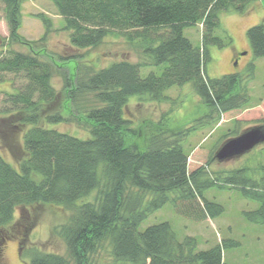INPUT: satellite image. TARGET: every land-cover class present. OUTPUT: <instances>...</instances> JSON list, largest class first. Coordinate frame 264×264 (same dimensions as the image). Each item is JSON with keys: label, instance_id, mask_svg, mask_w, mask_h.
Wrapping results in <instances>:
<instances>
[{"label": "trees", "instance_id": "trees-1", "mask_svg": "<svg viewBox=\"0 0 264 264\" xmlns=\"http://www.w3.org/2000/svg\"><path fill=\"white\" fill-rule=\"evenodd\" d=\"M256 1L52 0L72 48H97L115 31L131 43L138 41L146 61L123 60L101 69L81 63L72 74L60 70L61 63L84 59V54L53 55L63 82L58 91L52 84L54 64L38 57L45 47L38 46L37 54L32 44V53L0 52V83L9 80L15 90H0V136H15L22 146L17 165L0 154V242L14 237L9 230L17 208L57 205L71 212L69 224L59 230L68 253L27 249L23 237L20 248L29 264H101L105 246L113 264H234L223 253L238 246L236 241L201 250L196 237L180 241L168 222L141 226L169 203L195 221L218 218L224 207L206 196L214 187L235 188L257 201L259 207L244 215L264 225L263 177L255 179L253 170L241 168L212 178L208 165L190 172L185 147L200 127L217 125L224 113L252 106L253 63L247 66V79L237 74L212 79L206 67L210 46L227 45L215 35L221 13H245ZM0 2L9 28L7 45L22 43L23 0ZM40 19L46 33L36 45L46 42L52 27L49 19ZM192 26L202 27L200 47L184 35ZM247 35L255 57L264 58V23L249 28ZM145 67L162 71L143 76ZM188 83L208 109L203 118L189 126L174 125L168 112L138 124L127 118L132 96L162 103L169 99V89ZM69 123L84 126L89 136L52 127ZM31 221H23L25 230Z\"/></svg>", "mask_w": 264, "mask_h": 264}, {"label": "rangeland", "instance_id": "rangeland-1", "mask_svg": "<svg viewBox=\"0 0 264 264\" xmlns=\"http://www.w3.org/2000/svg\"><path fill=\"white\" fill-rule=\"evenodd\" d=\"M261 6H255L253 2L245 13L225 11L220 15V26L215 35L223 39L227 45L224 48L210 46L211 61L206 67L209 78H220L228 74H237L247 79L250 63L255 65V78L249 84L252 89V103L249 111L237 110L224 113L221 121L216 125L206 124L193 132L187 139L185 147L189 153L190 172L201 166H207L210 177L217 178L227 175L232 170L250 168L253 177L264 178V143H261L243 154L219 160L216 155L221 147L231 139L264 124V58L255 57L247 31L252 26L264 23V0ZM23 25L20 30L22 43L7 45L9 28L5 20L3 6L0 2V52L5 48L32 53L39 51V47H45L38 53V57L50 62L54 68L52 84L58 91L62 89V77L57 67L59 62H54L52 56H71L84 54V59L73 60L70 63H61L60 70H67L74 74L76 67L81 63L101 69L110 66L114 62L146 61V56L139 47V42H129L119 32H112L97 48L83 50L74 49L70 43V32L65 31L64 19L60 17L52 0H23L22 5ZM49 19L52 27L46 42L41 45L36 43L46 33L43 21ZM184 35L198 47L202 44V27L192 26L184 31ZM236 51V53L234 52ZM47 54V55H46ZM57 66V67H56ZM160 74L162 67H145L141 70L143 76L150 72ZM12 79V76H8ZM0 90L14 93L15 90L9 80L0 83ZM166 94L169 99L162 103L150 102L147 97L132 96L126 111L127 118L134 120L135 124L147 119L158 120L168 112L172 123L176 126H189L195 120L201 119L207 114L206 105L199 99L191 83L183 86H175ZM52 127L62 132H67L80 138L89 136L84 126L77 123L59 124ZM21 143H16L15 136L1 139L0 154L10 163L17 165L18 156L22 153ZM212 157L214 158L213 160ZM96 194L86 198L92 200ZM209 200L215 201L224 207V212L213 220L195 221L189 219L167 204L164 208L151 215L141 226L144 230L148 226L161 222H168L172 226L177 238L182 241L187 236L198 239L199 249H209L223 240H233L239 243L225 250L224 259L234 264H264V225L255 224L247 220L244 212L255 210L259 207L257 201L243 196L242 192L235 188L219 189L214 187L207 191ZM85 200V199H84ZM27 210H30L28 213ZM71 212L63 206L39 205L27 209H16L15 218L10 230L14 237L0 242V264H29L30 257L22 256L23 249L20 243L23 237L26 239V248L39 247L45 252H53L67 255V246L61 234V228L70 222ZM32 219V226L25 230L23 221ZM24 243V244H25ZM109 247L101 253V264H113Z\"/></svg>", "mask_w": 264, "mask_h": 264}, {"label": "water", "instance_id": "water-1", "mask_svg": "<svg viewBox=\"0 0 264 264\" xmlns=\"http://www.w3.org/2000/svg\"><path fill=\"white\" fill-rule=\"evenodd\" d=\"M261 143H264V126L253 128L229 140L221 147L216 157L219 160H225L252 150Z\"/></svg>", "mask_w": 264, "mask_h": 264}, {"label": "crops", "instance_id": "crops-1", "mask_svg": "<svg viewBox=\"0 0 264 264\" xmlns=\"http://www.w3.org/2000/svg\"><path fill=\"white\" fill-rule=\"evenodd\" d=\"M256 4H255V6H258V8L261 6V1H259V0H257L256 2H255ZM200 27V26H199ZM235 53H236V51H234ZM250 94H252V89L250 88ZM251 109V107H249V108H247V109H245L246 111H249ZM244 110V111H245Z\"/></svg>", "mask_w": 264, "mask_h": 264}]
</instances>
